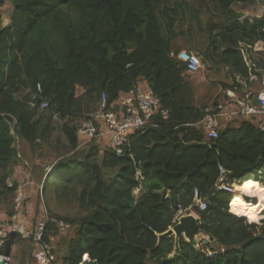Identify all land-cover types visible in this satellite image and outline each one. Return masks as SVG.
<instances>
[{
	"label": "trees",
	"instance_id": "1",
	"mask_svg": "<svg viewBox=\"0 0 264 264\" xmlns=\"http://www.w3.org/2000/svg\"><path fill=\"white\" fill-rule=\"evenodd\" d=\"M5 1L13 12L6 27L0 15L3 215L9 220L13 214L18 186L7 182L19 155H24L23 147L39 162L35 167L42 165L39 150L50 146L51 118L57 114L67 145L37 184L43 183L42 198L51 217L74 229L60 264H264V221L255 225L235 216L239 210L264 205V188L258 185L264 184L258 179L264 172V132L255 117L226 124L212 140L193 126L204 116L205 106L195 105L189 76L169 57L175 50L162 34L157 10L164 0H0V7ZM211 1L223 17L219 33L217 24L206 26V31L212 37L232 35V40L225 49L207 46L200 51L202 61L232 77L233 84L223 88L239 89L235 77L245 81L251 74L264 75V58L248 65L238 45L243 42L253 56L250 50L264 41V23H238L231 10L234 4L255 0ZM139 84L159 100L168 119L156 116L157 127L129 135L120 156L94 142L77 149V125L97 112L101 95L109 108ZM44 101L48 107L39 110ZM215 106L216 101L211 104ZM138 162L144 180L134 196ZM221 184L237 186L259 203L247 204L240 194L232 197L219 189ZM194 190L205 200L204 211L192 206ZM35 198L40 201L38 191ZM53 201L73 202L77 214H51ZM188 208L212 245L196 250L180 239L178 251L170 257L174 239L157 242L156 235L173 227L176 213H189ZM58 235L56 226L49 224L44 239L53 245ZM0 242L3 257L11 256L14 245L25 248V257L31 252L29 241L17 235Z\"/></svg>",
	"mask_w": 264,
	"mask_h": 264
},
{
	"label": "built area",
	"instance_id": "2",
	"mask_svg": "<svg viewBox=\"0 0 264 264\" xmlns=\"http://www.w3.org/2000/svg\"><path fill=\"white\" fill-rule=\"evenodd\" d=\"M169 57L182 65L184 74L189 77L195 76L203 69L200 58L191 52L185 50L170 51ZM235 79L240 88L219 89V102L216 103L214 108L211 105L205 108L202 119L193 125L195 128H201L204 131L206 140L217 138L218 131L221 128L220 120L230 124L236 119L249 120L255 117L259 121L261 131L264 132V75L251 74L245 81L238 77H235ZM37 92L40 93L39 86H37ZM47 107L48 104L44 101L39 105V110ZM156 116L160 117L162 121H166L169 114L167 110L160 109L159 100L144 84H139L130 91L121 94L109 108L106 96L102 94L97 112L90 119L81 121L77 125L76 135L79 139L77 149L84 148L92 142L96 144L95 142L105 138L107 148L118 156L123 155L128 147L129 135L147 127H157L154 123ZM52 119L55 122H61L57 114H54ZM136 165L134 180L137 182V187L132 191L134 196L140 193L144 180L139 168L140 162ZM220 172L222 174L223 170ZM42 184L37 185L39 198H42ZM7 185L12 186V182L8 181ZM219 189L231 193L232 197L235 194V189L229 185L221 184ZM23 199V188L18 186L13 202V214L9 219V223L0 229V240L6 238L9 234L17 235L21 239L29 241L34 264H52L55 261L54 248L51 243L46 242L44 239L46 230L49 224H54L58 233L64 234L70 229V225L55 220L47 212L43 213L42 217L33 226L22 224L20 216ZM192 206L199 211L206 209L205 200L201 198L197 190L193 191ZM190 209L188 208L189 213H192ZM187 214L178 211L173 221L176 223L180 216ZM6 258L0 257L2 261L8 262Z\"/></svg>",
	"mask_w": 264,
	"mask_h": 264
},
{
	"label": "rangeland",
	"instance_id": "3",
	"mask_svg": "<svg viewBox=\"0 0 264 264\" xmlns=\"http://www.w3.org/2000/svg\"><path fill=\"white\" fill-rule=\"evenodd\" d=\"M199 7H201L200 9H198L199 12L195 13V11L193 10H196ZM157 10L159 14V20L163 28V36L167 37L168 32H171L173 36H178L179 39H181V41H183L184 43L192 45L197 44V47H195L196 50H192L189 52L196 54L200 58L203 64V69L195 76L187 78L193 89L195 105L200 107L205 106V108L210 107L213 100L212 97L216 96V98L214 99V101L216 102L219 100V85L222 86L224 84V82L220 81H224L227 79L233 80L225 69L212 67L211 64L209 65V63L207 62L204 63L201 57V52L205 51L207 46L217 47V49L219 50V46L222 45L221 48L225 49L228 45L226 43H224L225 45L223 43L219 45V35L217 37H212L211 35H209V31H206V26L212 23L218 25L216 28V32L219 33L220 10L218 6L211 0H164L158 5ZM12 12V5L8 1H5L3 6L0 7L2 27H6L8 25ZM198 27L200 28L199 30ZM188 28L189 31H187ZM197 30L200 33L199 36L197 35ZM243 53L244 57L248 61V59L251 57L247 56L248 53L244 49ZM222 121L223 120H220V124ZM61 124L62 121L55 122L51 118V126L54 130L52 131L50 136V146L41 147L39 150L40 155L43 158L41 159V161L45 163L46 166L50 164V162H52L56 154L65 152V147L67 144L63 134L61 133ZM232 188L236 189L237 186H232ZM39 199L40 201H37L36 198L31 197L30 200L26 199L25 201H23L22 211H27V213L20 216V221L22 222V224L25 223L27 226H33L34 223H36L42 217L43 213L47 212V214L50 215V212H48V208L44 205L45 201H43V198ZM49 208L51 214L53 213L62 216H74L77 214V209L73 202L60 204L57 201H53L50 203ZM246 221L247 223H250L247 219ZM8 223L9 220L0 211V229ZM73 232L74 229L70 228L66 233L60 234L52 240L56 258L54 264H60L59 258H61L63 253L65 252L67 241L72 237ZM1 246L2 243L0 242V247ZM24 249V247L19 245H14L13 247H11V256L6 258L8 259V264H21V259L24 258V256L22 257V255L24 254ZM84 260L86 259H84L83 257L82 261Z\"/></svg>",
	"mask_w": 264,
	"mask_h": 264
},
{
	"label": "crops",
	"instance_id": "4",
	"mask_svg": "<svg viewBox=\"0 0 264 264\" xmlns=\"http://www.w3.org/2000/svg\"><path fill=\"white\" fill-rule=\"evenodd\" d=\"M238 6H240V7H238ZM238 6H237V4H234L231 6V10H232L233 14L236 16L238 23H243V22L253 23V22H257V21L264 23V3L262 2V0H255V1L250 2V3H245V5L238 3ZM200 8L201 7L197 8L196 10L194 9L193 11H195V13L199 12L198 9H200ZM221 17H223V13L221 11H219V18H221ZM210 24H212V23H210ZM199 29L200 28L198 27V30ZM198 30H197V35L199 36L200 33L198 32ZM187 31H189V28L187 29ZM167 37L169 39H171L172 49L175 51L176 50H185V51L189 52L192 50H196L195 47H197V44L192 45V44L184 43L183 41H181V39H179L178 36H176V37L173 36L171 34V32H168ZM231 37H232V35H228L227 37H224V38L219 36V42H220L219 45H221L222 43L223 44L224 43L229 44L230 41L232 40ZM238 45L242 50L246 49V46L243 42L239 43ZM221 47H222V45L219 46V48L224 49ZM261 48H264V41L257 42L254 45V47L252 48V50H250V52H253V56H251V58H250L251 60L248 59L249 64H253L254 63L253 60H258L260 58H264V49H261ZM249 54L247 55L248 57H250ZM249 61H251V62H249ZM230 80L227 79L224 81H220V82H224V84L222 86L219 85V89L223 88L224 86H231L233 84V82H232V80L231 81ZM255 89H256V86H255ZM212 98H213V100H212L211 104L215 102L214 99L216 98V96H214ZM217 102H219V100ZM239 120L240 119H236V120L232 121L230 124L234 125V124L238 123ZM225 126H226V123L224 121H222L221 122V128H223ZM95 143L100 149L106 148V139L105 138H102L100 141H97ZM23 151H24V155H19V157H21L20 161L17 162L16 166L14 167L10 181L12 183L16 182L17 186H21L24 190L23 191L24 195H26L25 194V192H26L28 194L26 196L30 200L31 197L35 198L37 185H39V184H37V178H39V177L43 178L45 173H47V169H49L48 168L49 166H46L43 163L42 165H38L37 167H35V164H39V162L34 161V157L32 155H30L31 153H28V150L25 149V147H23ZM35 156H36V154H35ZM258 179H259V181L264 180V172L259 176ZM258 185L264 188V184L258 183ZM236 194H240L242 200L244 202H246L247 204L256 205L257 203H259L258 199L256 197L250 198V197H247L246 195L241 194L238 187L235 189L234 195H236ZM29 203H28V205H29ZM23 213L25 215L27 213V211H24ZM259 216H260L259 220L257 221L258 223H251V224L259 225L260 222L264 221V210L261 211V214H259ZM208 243L211 244L212 242H210V241L208 242V238H207L206 244H208ZM200 247H201V245L199 246V248ZM23 256H24V254L22 255V257ZM20 263L21 264H34L32 261L31 252L28 254V256L26 254V257L24 256V258L21 259Z\"/></svg>",
	"mask_w": 264,
	"mask_h": 264
},
{
	"label": "water",
	"instance_id": "5",
	"mask_svg": "<svg viewBox=\"0 0 264 264\" xmlns=\"http://www.w3.org/2000/svg\"><path fill=\"white\" fill-rule=\"evenodd\" d=\"M92 162L93 160L90 161V163ZM161 193L164 194V191ZM169 237L174 239V249L170 257L175 256L178 251L180 239L197 250L200 245H205L207 243L208 238L199 231L198 219L193 213L180 216L173 227L162 234L156 235L157 242ZM209 241L212 242V240L208 238V242ZM0 264H8V262L0 260Z\"/></svg>",
	"mask_w": 264,
	"mask_h": 264
},
{
	"label": "bare ground",
	"instance_id": "6",
	"mask_svg": "<svg viewBox=\"0 0 264 264\" xmlns=\"http://www.w3.org/2000/svg\"><path fill=\"white\" fill-rule=\"evenodd\" d=\"M264 210V205L260 208L252 206L250 208L242 209L236 212V216L247 219L250 223H256L259 220V214ZM258 223V222H257ZM3 257V256H0ZM4 260V258H2ZM1 260V259H0Z\"/></svg>",
	"mask_w": 264,
	"mask_h": 264
}]
</instances>
